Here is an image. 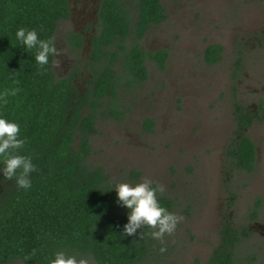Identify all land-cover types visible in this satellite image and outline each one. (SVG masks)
Returning a JSON list of instances; mask_svg holds the SVG:
<instances>
[{
  "label": "trees",
  "instance_id": "obj_1",
  "mask_svg": "<svg viewBox=\"0 0 264 264\" xmlns=\"http://www.w3.org/2000/svg\"><path fill=\"white\" fill-rule=\"evenodd\" d=\"M69 15V0H0V91L19 89L0 104V116L19 124V138L25 140L19 154L31 156L36 168L27 190L0 174V264H48L58 251L90 255L96 264H146L162 246L148 235L156 229L142 226L136 235H123L128 210L117 203L115 190L109 191L115 184L106 169L92 161L93 138L102 117L122 116L123 91L148 79V59L165 67L168 50L146 51L142 39L167 13L162 0H104L100 30L92 39V76L82 88L75 82L77 67L57 78L54 55L41 67L36 49L26 50L15 39L24 27L55 46L59 24ZM69 41L81 47L79 35L70 34ZM222 51L221 44L209 45L205 61L216 64ZM263 118L264 100L256 111L235 104V134L226 149L229 167L255 171L256 147L247 129ZM144 124L154 129L152 118ZM130 175V184L140 182L139 170ZM157 198L174 213L170 197L158 193ZM139 233L145 234L142 239ZM250 235L247 226L225 223L206 264H256L255 256L239 252Z\"/></svg>",
  "mask_w": 264,
  "mask_h": 264
},
{
  "label": "rangeland",
  "instance_id": "obj_2",
  "mask_svg": "<svg viewBox=\"0 0 264 264\" xmlns=\"http://www.w3.org/2000/svg\"><path fill=\"white\" fill-rule=\"evenodd\" d=\"M84 2L75 0L71 19L57 29V78L76 58L66 37L81 30ZM162 2L167 19L150 29L142 44L146 51L168 50L165 67L148 59V79L121 95L122 116L100 119L92 161L114 184H130V172L139 170L140 182H159L174 201L182 220L158 240L166 251L146 264H206L225 223L250 228L239 252L262 264L264 119L248 129L258 152L253 173L229 167L226 147L235 134V104L257 108L264 100V0ZM216 43L222 57L211 65L204 53ZM146 118L154 120L152 131Z\"/></svg>",
  "mask_w": 264,
  "mask_h": 264
},
{
  "label": "clouds",
  "instance_id": "obj_3",
  "mask_svg": "<svg viewBox=\"0 0 264 264\" xmlns=\"http://www.w3.org/2000/svg\"><path fill=\"white\" fill-rule=\"evenodd\" d=\"M15 39L24 46L26 50L36 49L35 61L43 67L49 63L50 55H57L58 51L52 45L51 39H39L35 29L20 27L15 32ZM13 83H18L13 80ZM18 88L5 89L0 91V104L6 103V97L15 96ZM20 126L14 121H9L0 116V174L5 180L15 179V184L22 189L31 187L30 174L36 170L32 157L22 155L19 152L23 149L25 140L19 138ZM115 190L117 203L126 208L128 222L123 226V235L133 236L142 226L156 229L148 235L152 239L163 241L164 235H171L180 220L181 216L172 213L163 207L157 198L158 193L164 191L163 185L157 181L143 180L136 184L126 182L116 183L109 191ZM142 239L144 233H139ZM166 248L161 246L160 253ZM92 257L87 258L76 255H68L63 251L54 253L49 258L48 264H89ZM28 259L27 257L25 258Z\"/></svg>",
  "mask_w": 264,
  "mask_h": 264
},
{
  "label": "flooded vegetation",
  "instance_id": "obj_4",
  "mask_svg": "<svg viewBox=\"0 0 264 264\" xmlns=\"http://www.w3.org/2000/svg\"><path fill=\"white\" fill-rule=\"evenodd\" d=\"M84 1H85L84 2V8L81 9L83 11V15H84L80 20V22L82 23L81 30L70 31V32H68V35L66 37L67 48L72 50V52L74 54H76V58L74 59V62L72 64L69 72H65L63 74L64 77L68 76L69 74L73 73L74 69L77 67L79 76L75 79V82L79 88H82L84 85H86L87 80L92 76V74L88 70V68L90 67L91 60H92V57H91L92 39L100 30V9L102 6V2L104 0H84ZM74 2H75V0H69L70 15L68 18L62 20L61 22L71 19L72 14H73V3ZM59 26H60V24H59ZM72 33L80 36L81 47L74 46L76 44L72 45L70 43L69 36ZM56 38H57V35L55 36V46L54 47H56V45H57ZM55 57H56V55H54V59H55ZM54 64L55 63L53 61V66H54ZM80 79H81V83L79 82ZM258 107L257 108H250L249 107V108L256 111L258 109ZM262 120H256V121H254V123L258 122V121H262ZM247 133H248V129H247ZM233 137H234V135H233ZM232 140H233V138H232ZM228 145H227V147H228ZM227 147H226V149H227ZM255 147H256V144H255ZM256 153H257V158H258L257 147H256ZM226 158H227V155H226ZM257 158H256V160H257ZM256 168H257V164H256ZM219 232H220V230H219Z\"/></svg>",
  "mask_w": 264,
  "mask_h": 264
}]
</instances>
